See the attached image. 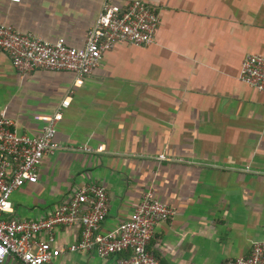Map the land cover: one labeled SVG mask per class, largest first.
Returning <instances> with one entry per match:
<instances>
[{"label": "crops", "instance_id": "1", "mask_svg": "<svg viewBox=\"0 0 264 264\" xmlns=\"http://www.w3.org/2000/svg\"><path fill=\"white\" fill-rule=\"evenodd\" d=\"M122 6L132 0H115ZM160 15L150 45L118 42L82 86L70 71L22 75L0 51V114L39 135L41 115L71 97L57 125L61 148L39 180L12 195L21 219L47 218L81 186L105 185L102 230L129 220L148 191L176 210L150 250L163 264H222L264 241V92L240 79L247 55L264 56V0H144ZM103 0H0V20L82 47ZM105 145L102 152L75 148ZM165 154L167 159H160ZM82 226H59L54 244ZM47 238V234H42ZM123 255L63 252L53 264H117ZM0 264H23L8 256Z\"/></svg>", "mask_w": 264, "mask_h": 264}, {"label": "built area", "instance_id": "2", "mask_svg": "<svg viewBox=\"0 0 264 264\" xmlns=\"http://www.w3.org/2000/svg\"><path fill=\"white\" fill-rule=\"evenodd\" d=\"M159 25L160 15L144 0H132L126 6L103 0L82 47L70 45L65 37L44 39L0 20V51L10 56L22 75L40 68L70 71L76 75L75 85L82 86L106 51L120 41L150 45ZM240 79L264 92V56L247 55ZM70 104L71 97L67 96L53 114L39 116L44 123L39 135L19 132L11 117L0 114V262L11 256L23 264H53L66 251H93L105 258L123 255L117 264H163L150 250V244L157 224L171 218L176 210L157 199L153 191L146 193L129 220L105 232L102 226L110 213V197L106 186L98 183L81 186L47 218L10 216L14 212L13 193L26 184L37 183L44 158L60 150L57 125ZM75 149L102 152L105 145H80ZM159 158L167 156L160 154ZM76 224L82 226L81 238L66 248L56 246V228ZM222 264H264V241H256L249 255Z\"/></svg>", "mask_w": 264, "mask_h": 264}]
</instances>
